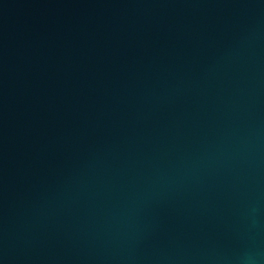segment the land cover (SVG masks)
I'll return each instance as SVG.
<instances>
[{"label":"water","instance_id":"95a60500","mask_svg":"<svg viewBox=\"0 0 264 264\" xmlns=\"http://www.w3.org/2000/svg\"><path fill=\"white\" fill-rule=\"evenodd\" d=\"M0 264H264V0H0Z\"/></svg>","mask_w":264,"mask_h":264}]
</instances>
